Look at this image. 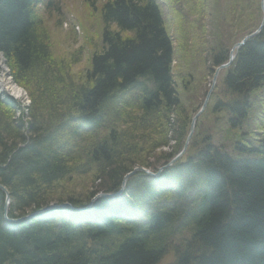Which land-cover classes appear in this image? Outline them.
Here are the masks:
<instances>
[{
	"label": "trees",
	"instance_id": "1",
	"mask_svg": "<svg viewBox=\"0 0 264 264\" xmlns=\"http://www.w3.org/2000/svg\"><path fill=\"white\" fill-rule=\"evenodd\" d=\"M170 1L189 5L173 11L189 44L205 31L210 3L214 29L232 16L231 26L238 24L248 11L253 25L243 35L261 21L257 0ZM81 2L97 14L101 40L75 79L74 61L54 57L43 27V14H60V0H0V54L29 101L0 95V185L10 200L4 213L0 191V264H264V111L254 117L258 134L246 131L248 142L229 149L211 144L210 134L192 135L158 178L135 173L118 198L98 199L86 212L6 221L50 204L85 207L98 193L116 192L135 167L155 172L187 137L158 2ZM208 56L215 68L227 62L228 48L214 46ZM221 77L211 111L223 114L233 136L255 114V94H264V26ZM66 180L85 181L76 184L79 198L57 188Z\"/></svg>",
	"mask_w": 264,
	"mask_h": 264
},
{
	"label": "rangeland",
	"instance_id": "2",
	"mask_svg": "<svg viewBox=\"0 0 264 264\" xmlns=\"http://www.w3.org/2000/svg\"><path fill=\"white\" fill-rule=\"evenodd\" d=\"M158 1L162 4L165 25L168 29L169 36L173 40V78L179 97L181 107L180 111L184 117H188L190 123L191 119L199 111L202 100L210 87L212 79V66L209 62V50L212 47L219 45H223L229 50L234 43L240 41L241 38L245 36L242 34L243 29L245 27H252L253 23L245 20L246 14H249L248 11L247 13H244L242 19L237 18L238 24L233 22L234 26H231L230 21L234 17L231 14L232 17L227 18L225 21L220 23L221 28L214 29L211 25L212 21L210 16L213 15V4L210 3L206 8L204 7L205 13L203 19L205 22V31L192 34L193 40L189 44L185 40L186 37L181 34L182 25L179 27L177 26L176 18L173 14V11H175L174 7H178L179 10L184 11L187 10L186 8L189 5L185 2L173 5V2L170 3V0ZM227 14H230V12L224 13V17H226ZM199 16L200 15L197 14L195 17H190L194 20ZM98 25L97 14L91 15L87 6L79 0H66L61 7V15L50 17L44 16L43 27L47 31L52 53L59 62H63L66 66L71 60L74 61L71 65V72L75 79L83 78L85 71L88 69L90 57L94 52L99 50L101 26ZM79 50H81V52H79ZM1 64L2 63H0V65ZM221 76L222 73L219 74L215 87L212 91L213 96H211L207 105V108L209 109H206V111L199 115V117L195 120L193 135L199 137L200 135L210 134L211 144L216 145L219 143V146H221V143H225L228 144L226 146L230 149V143L232 141H234L233 143H243V140H248L251 134L246 132L247 130L252 129L258 134L257 130H255L257 128V123L254 121V117H262L261 111H264V94L256 93V96L253 95L252 99L255 96V100H253L256 102L254 108L256 115H251V112V114L248 115L246 122L241 127L242 133H234L232 136L230 130L227 129V126L221 125L224 117L223 114L221 113L215 115L212 114L211 111V104L214 97L219 95L222 91L220 84L222 78ZM5 82L8 89L5 90L1 86V92L3 94L6 92L10 95L8 98L19 101L25 106L28 103V99L26 98L27 94L13 86L8 75H6ZM16 92H19V94L14 95ZM5 98H7V96H5ZM186 150L187 148L184 150L180 158L184 156ZM157 151L166 152L168 150L162 149L161 151L160 149ZM153 161L155 160L150 158V162L153 163ZM76 184L79 186L82 184L85 185V181L68 182L66 180L58 184L57 188L64 189L69 194L76 191L73 193L72 197L79 198L80 194L77 192L79 187L76 186Z\"/></svg>",
	"mask_w": 264,
	"mask_h": 264
},
{
	"label": "water",
	"instance_id": "3",
	"mask_svg": "<svg viewBox=\"0 0 264 264\" xmlns=\"http://www.w3.org/2000/svg\"><path fill=\"white\" fill-rule=\"evenodd\" d=\"M260 9H261V12L263 14V18H262V21H261L259 27L252 34L246 36L241 42L235 44L232 47V49L230 50V53H229V60H228L227 64L221 65V66L217 67L214 70V74H213L212 80H211V86H210V88H209V90H208V92L206 94V97H205V99H204V101H203V103L201 105L200 110L197 112V114L191 120L190 127H189V133H188V135L186 137V140H185V143L183 145V148H182L181 152L175 158H173L167 165H165L164 167L159 168L156 173H152V172H150L148 170H145V169H142V168H134L131 172H129L127 175H125L123 177V180L121 182L120 188H119V190L117 192L112 193V194H102V193L98 194L90 201V204L88 206H86L85 208H83V209L78 210V209L72 208V206L70 204H68V203H66V204H51V205H49V206H47L45 208L39 209V210H37V211H35L33 213H30V214H28L26 216H23L21 218H18V219L11 220V219L6 218V216H5L6 221H8L10 223H19V222L25 221L27 219H31L32 217H34L36 215H39V214H42V213H46L47 211L56 210V209H70V210L75 211V212H82L84 210L89 209L91 207L92 203L96 199L118 197L122 193V191L124 189L125 182L133 174H135V173H143V174H145V175H147L149 177L155 178V177H157L160 174V172L164 168H166L168 165L174 163L183 154L184 150L186 149V146L188 145V142H189V140H190V138H191V136L193 134L195 120L199 117V115L203 112V110L205 109V107L207 105V101H208L210 93H211V91L213 89V86H214V83L216 81V77L218 75V72L228 68L230 66V64L232 63L233 59H234V55L232 54L233 51L234 50H236V51L239 50L245 44V42L247 40H249L252 37L256 36L261 31L262 27L264 26V0H260ZM0 191L3 193V195L5 197L3 210H4V213H6L8 205H9V202H10L9 194L6 191V189L3 186H1V185H0Z\"/></svg>",
	"mask_w": 264,
	"mask_h": 264
},
{
	"label": "bare ground",
	"instance_id": "4",
	"mask_svg": "<svg viewBox=\"0 0 264 264\" xmlns=\"http://www.w3.org/2000/svg\"><path fill=\"white\" fill-rule=\"evenodd\" d=\"M4 70H6V71H4ZM8 73H9V69H8L6 63L4 62L3 64L0 65V86H2V88L5 89V90L8 89L7 84L5 82V78H6V75H8ZM18 94H19V92H16L14 95H18ZM248 140H246V142H248ZM74 208L78 209V210L82 209V208H76V207H74Z\"/></svg>",
	"mask_w": 264,
	"mask_h": 264
}]
</instances>
